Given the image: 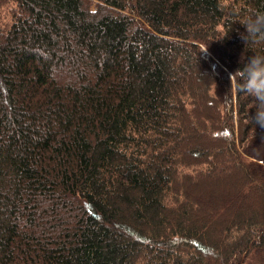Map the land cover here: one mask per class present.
Segmentation results:
<instances>
[{
  "label": "trees",
  "instance_id": "obj_1",
  "mask_svg": "<svg viewBox=\"0 0 264 264\" xmlns=\"http://www.w3.org/2000/svg\"><path fill=\"white\" fill-rule=\"evenodd\" d=\"M259 13L0 0V264H264Z\"/></svg>",
  "mask_w": 264,
  "mask_h": 264
},
{
  "label": "clouds",
  "instance_id": "obj_2",
  "mask_svg": "<svg viewBox=\"0 0 264 264\" xmlns=\"http://www.w3.org/2000/svg\"><path fill=\"white\" fill-rule=\"evenodd\" d=\"M245 25L246 42L249 37L259 36L264 39V13H259L254 20ZM234 74L240 77L238 91L246 92L256 100L255 116L251 117L252 123L264 128V55L254 53L247 59L243 69H238L231 75V79Z\"/></svg>",
  "mask_w": 264,
  "mask_h": 264
},
{
  "label": "rangeland",
  "instance_id": "obj_3",
  "mask_svg": "<svg viewBox=\"0 0 264 264\" xmlns=\"http://www.w3.org/2000/svg\"><path fill=\"white\" fill-rule=\"evenodd\" d=\"M260 157L264 158V146L262 147V149L260 150Z\"/></svg>",
  "mask_w": 264,
  "mask_h": 264
}]
</instances>
